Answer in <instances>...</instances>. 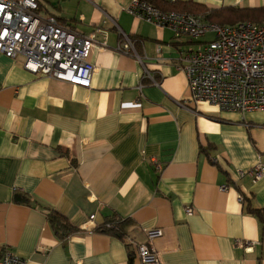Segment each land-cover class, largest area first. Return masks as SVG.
I'll list each match as a JSON object with an SVG mask.
<instances>
[{"label": "crops", "instance_id": "obj_1", "mask_svg": "<svg viewBox=\"0 0 264 264\" xmlns=\"http://www.w3.org/2000/svg\"><path fill=\"white\" fill-rule=\"evenodd\" d=\"M130 1L40 0L41 15L95 32L87 89L0 53V253L30 264H138L133 245L129 259L123 239L95 229L116 217L136 242L161 229L151 243L162 264H264V228L247 210L264 207V177L247 173L264 165V113L193 102L177 63L198 43L136 18ZM119 30L140 60L117 51ZM51 209L77 231L59 239Z\"/></svg>", "mask_w": 264, "mask_h": 264}, {"label": "built area", "instance_id": "obj_2", "mask_svg": "<svg viewBox=\"0 0 264 264\" xmlns=\"http://www.w3.org/2000/svg\"><path fill=\"white\" fill-rule=\"evenodd\" d=\"M126 9L140 20L170 29L177 38L184 36L198 43L183 51L177 63L193 102H206L228 112L264 113V22L220 25L205 21L201 15L161 10L147 0H131ZM37 10V0H0V53L12 59L21 57L23 68L31 73L89 88L96 70L90 60L97 46L95 32L76 35L55 16H44ZM118 32L121 42L117 51L140 60L132 40ZM247 173L254 181L261 179L264 165H256ZM186 212L191 214L192 209L186 208ZM94 217L91 214L89 222ZM146 233V241L136 242L127 236L126 242L135 247L138 264H162L151 243L162 235L161 229ZM0 264L30 261L4 249Z\"/></svg>", "mask_w": 264, "mask_h": 264}, {"label": "trees", "instance_id": "obj_3", "mask_svg": "<svg viewBox=\"0 0 264 264\" xmlns=\"http://www.w3.org/2000/svg\"><path fill=\"white\" fill-rule=\"evenodd\" d=\"M38 10H41L40 0H38ZM157 8L164 11H187L195 15H202L207 22H213L220 25L234 24L240 21H251L254 23L264 22V7L257 8H234V7H223L219 9L208 8L204 5L195 2H173L167 3L163 0H147ZM249 213L253 214L264 228V207L254 208L251 206L247 207ZM48 223L53 230L54 234L59 239H65L72 233L77 231V228L71 225L67 217L61 213L51 209L47 212ZM125 221V220H124ZM123 220L113 217L106 219L102 224L98 225L95 229L101 232L117 236L126 242L127 235L120 226ZM107 224H110L107 227ZM129 249V259L132 258L134 252L130 249L128 242L125 243Z\"/></svg>", "mask_w": 264, "mask_h": 264}, {"label": "rangeland", "instance_id": "obj_4", "mask_svg": "<svg viewBox=\"0 0 264 264\" xmlns=\"http://www.w3.org/2000/svg\"><path fill=\"white\" fill-rule=\"evenodd\" d=\"M206 38H209V36H206Z\"/></svg>", "mask_w": 264, "mask_h": 264}]
</instances>
